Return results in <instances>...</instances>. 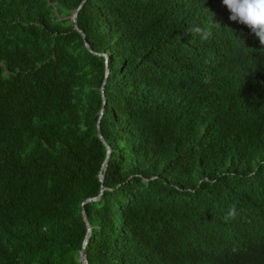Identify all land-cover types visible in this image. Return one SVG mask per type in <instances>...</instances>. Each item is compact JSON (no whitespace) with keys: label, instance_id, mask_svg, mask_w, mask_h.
<instances>
[{"label":"trees","instance_id":"16d2710c","mask_svg":"<svg viewBox=\"0 0 264 264\" xmlns=\"http://www.w3.org/2000/svg\"><path fill=\"white\" fill-rule=\"evenodd\" d=\"M261 47L221 0H0V264H83V211L89 264H264Z\"/></svg>","mask_w":264,"mask_h":264},{"label":"clouds","instance_id":"9594fccd","mask_svg":"<svg viewBox=\"0 0 264 264\" xmlns=\"http://www.w3.org/2000/svg\"><path fill=\"white\" fill-rule=\"evenodd\" d=\"M233 22L246 26L250 33L258 40L261 48H264V0H221ZM189 34L199 35L201 39H207L210 33L200 26H192L188 29ZM236 207L232 205L225 220L236 216Z\"/></svg>","mask_w":264,"mask_h":264},{"label":"water","instance_id":"95a60500","mask_svg":"<svg viewBox=\"0 0 264 264\" xmlns=\"http://www.w3.org/2000/svg\"><path fill=\"white\" fill-rule=\"evenodd\" d=\"M79 9H80V8H79ZM79 9L76 10V11L74 12V14H73V16H72V21L74 22L75 27H76V28L82 33V35L85 37V36H86L85 33L79 28V26H78V22H77V16H78ZM86 45H87L88 49L91 50L90 44L88 43L87 40H86ZM107 58H108V56H107ZM107 61H108V60H107ZM109 73H110V71H109V68H108L107 71H106V77H108ZM102 91H103V97H104V99H105L104 88H102ZM104 103H106V99L104 100ZM104 109H105V107H103V109H102V114L104 113ZM98 134H99V137L105 142V139H104V137H103V135H102V133H101V130H100V124L98 125ZM107 147H108V157H107V159H106V161H105V163H104L105 166L108 164V159H109L110 154H111V148H110V146L107 145ZM100 178H101V181L104 180V173L101 174ZM105 189H106V187L103 186V187H102V192L100 193L99 196L94 197V198H90V199H88L87 201H98V200H100V199H101V196H102V193H103V191H104ZM83 215H84V218H85V220H86V222H87V225H88V233H87V235H86V238H85V241H84V246H83V249H82V251H81L80 261H82L83 264H89L88 259H87V254H86V251H85V247H86V245L88 244V242H89V240H90L92 227H91V225H90V223H89V220H88V218H87V215H86V212H85V211H83Z\"/></svg>","mask_w":264,"mask_h":264}]
</instances>
